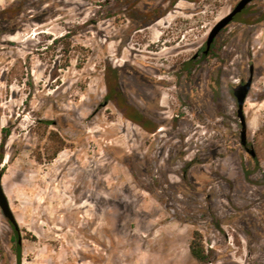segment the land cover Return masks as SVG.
Segmentation results:
<instances>
[{"label": "rangeland", "instance_id": "374dc122", "mask_svg": "<svg viewBox=\"0 0 264 264\" xmlns=\"http://www.w3.org/2000/svg\"><path fill=\"white\" fill-rule=\"evenodd\" d=\"M237 1L0 0V264H264V0L203 53Z\"/></svg>", "mask_w": 264, "mask_h": 264}, {"label": "water", "instance_id": "95a60500", "mask_svg": "<svg viewBox=\"0 0 264 264\" xmlns=\"http://www.w3.org/2000/svg\"><path fill=\"white\" fill-rule=\"evenodd\" d=\"M251 0H238L237 3L230 9L229 12H227L224 16H222L209 30L206 40H205V47L203 50V53L206 54L210 48L211 43L213 42L215 36L220 32V30L225 27L229 22L233 20V16L239 12H241L244 7L250 2ZM197 53L193 54V57H195ZM251 85V77H248L247 80L243 84L237 85L235 88H233V94L235 96L236 104H237V117L239 119L241 128H240V142L242 145L245 144V133H246V125L243 115V103L246 98V94L249 90V87ZM249 154L251 156L254 155L253 150L250 148L248 150ZM1 179V174H0ZM0 207L3 211V214L6 216L7 220L10 222V224L16 228V223L13 218V215L11 214V211L9 210V206L7 203V200L3 194V191L0 186ZM19 241V239H18Z\"/></svg>", "mask_w": 264, "mask_h": 264}, {"label": "trees", "instance_id": "16d2710c", "mask_svg": "<svg viewBox=\"0 0 264 264\" xmlns=\"http://www.w3.org/2000/svg\"><path fill=\"white\" fill-rule=\"evenodd\" d=\"M107 78L106 88L107 95L106 99L114 102L119 109L123 112L124 116L129 120L139 124L146 131L152 132L155 130V126H151L149 120L134 106L129 104L122 94L119 86L117 74L110 66H107ZM110 75V76H109ZM190 253L198 260L205 259L204 248L202 245L201 234L198 230H193L191 233V239L188 244Z\"/></svg>", "mask_w": 264, "mask_h": 264}, {"label": "flooded vegetation", "instance_id": "af4514ba", "mask_svg": "<svg viewBox=\"0 0 264 264\" xmlns=\"http://www.w3.org/2000/svg\"><path fill=\"white\" fill-rule=\"evenodd\" d=\"M238 14V13H237ZM237 14H235L233 16V19L237 16ZM199 55H197L198 57ZM150 66H152L154 69H156L157 71L162 70V66L156 63H150ZM158 83L163 84V85H167L168 81L165 80L164 76L163 77H159ZM164 98H162L161 102L163 101ZM161 104V103H160Z\"/></svg>", "mask_w": 264, "mask_h": 264}]
</instances>
